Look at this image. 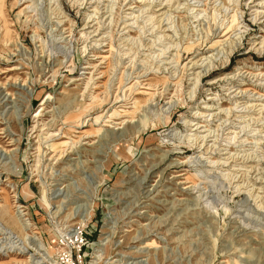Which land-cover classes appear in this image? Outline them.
<instances>
[{
	"label": "rangeland",
	"instance_id": "1",
	"mask_svg": "<svg viewBox=\"0 0 264 264\" xmlns=\"http://www.w3.org/2000/svg\"><path fill=\"white\" fill-rule=\"evenodd\" d=\"M0 233V264H264V0H0Z\"/></svg>",
	"mask_w": 264,
	"mask_h": 264
},
{
	"label": "bare ground",
	"instance_id": "2",
	"mask_svg": "<svg viewBox=\"0 0 264 264\" xmlns=\"http://www.w3.org/2000/svg\"><path fill=\"white\" fill-rule=\"evenodd\" d=\"M259 12H260V11H259ZM256 13H257V12H256ZM256 13H255V14H256ZM204 109H205V108H204ZM0 234H1V233H0Z\"/></svg>",
	"mask_w": 264,
	"mask_h": 264
}]
</instances>
